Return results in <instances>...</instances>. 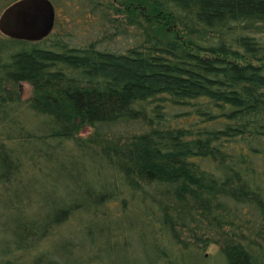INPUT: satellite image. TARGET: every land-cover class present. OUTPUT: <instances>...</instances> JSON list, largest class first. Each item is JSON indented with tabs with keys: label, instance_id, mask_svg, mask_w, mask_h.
Instances as JSON below:
<instances>
[{
	"label": "trees",
	"instance_id": "16d2710c",
	"mask_svg": "<svg viewBox=\"0 0 264 264\" xmlns=\"http://www.w3.org/2000/svg\"><path fill=\"white\" fill-rule=\"evenodd\" d=\"M67 2L0 39V264H264V0Z\"/></svg>",
	"mask_w": 264,
	"mask_h": 264
},
{
	"label": "water",
	"instance_id": "95a60500",
	"mask_svg": "<svg viewBox=\"0 0 264 264\" xmlns=\"http://www.w3.org/2000/svg\"><path fill=\"white\" fill-rule=\"evenodd\" d=\"M55 9L49 0H19L0 15V32L10 39L38 42L53 30Z\"/></svg>",
	"mask_w": 264,
	"mask_h": 264
},
{
	"label": "rangeland",
	"instance_id": "374dc122",
	"mask_svg": "<svg viewBox=\"0 0 264 264\" xmlns=\"http://www.w3.org/2000/svg\"><path fill=\"white\" fill-rule=\"evenodd\" d=\"M66 2L67 0L64 1L59 0L58 1L59 6H56L57 9H55V13L58 19L59 27L57 30L53 31V35L54 37H59L58 31L61 30V32L64 34L63 39H65V42H69L70 44L83 45L89 40V38L93 34L91 32L85 31L82 25V18L77 14L76 8L73 6V4H71V2L70 4ZM73 20L74 23H71ZM89 25L90 26L87 27L89 28L94 27L93 24H89ZM5 38L7 37L0 32V39H5ZM4 88L7 91V93L12 96V98L16 97L21 102L26 101L31 96L32 93L30 86L26 83H21L17 86L6 84ZM91 133L92 130L89 127H84L81 131H79L77 137L85 139L88 138L91 135ZM0 233H1V229H0ZM1 237L2 235H0V239ZM132 238L135 240L136 238L135 235H132ZM200 255L202 258H204L206 264H221L220 259L217 258V255L219 254H218V246L216 245H211L204 250L202 249Z\"/></svg>",
	"mask_w": 264,
	"mask_h": 264
}]
</instances>
